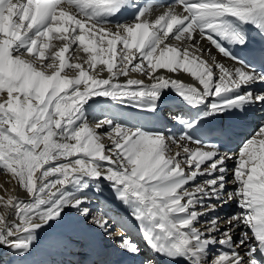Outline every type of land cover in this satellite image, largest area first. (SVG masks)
<instances>
[{
	"label": "snow or ice",
	"instance_id": "obj_1",
	"mask_svg": "<svg viewBox=\"0 0 264 264\" xmlns=\"http://www.w3.org/2000/svg\"><path fill=\"white\" fill-rule=\"evenodd\" d=\"M169 90L192 112L171 115L178 135L88 118L104 101L157 113ZM252 105L264 106V0H0V173L28 197L0 185V249L31 256L73 209L85 235L106 229L86 206L106 186L138 222L145 248L117 246L140 264H264V122L237 131ZM230 202L239 211L211 215Z\"/></svg>",
	"mask_w": 264,
	"mask_h": 264
},
{
	"label": "bare ground",
	"instance_id": "obj_2",
	"mask_svg": "<svg viewBox=\"0 0 264 264\" xmlns=\"http://www.w3.org/2000/svg\"><path fill=\"white\" fill-rule=\"evenodd\" d=\"M159 10L162 9H158V11ZM213 54L216 55L214 49ZM218 59L229 65L232 63L223 57L218 56ZM103 75L106 77L107 73L105 72ZM130 76L132 78L145 79L146 83L149 82L140 73H130ZM176 78L187 84L199 86L198 82L195 81L190 74L178 73ZM124 79V77H120V81ZM183 104L181 99L173 91L169 90L164 95L160 104V111L157 113H149L127 104L113 105L110 101H104L103 104L94 105L93 108L90 109L88 118L90 121L102 118L101 109H103V114L114 115L118 119L123 118L133 125L144 126L145 128L154 130L167 129L176 131L175 121L171 120V115L176 113L182 114ZM250 110H252V107ZM168 112H172V114L168 115ZM248 121H253V118H249ZM237 122L241 123V120H237ZM260 124L261 123H259V125ZM259 125H253L249 132L252 133ZM101 131H106V129H102ZM105 143H108V141L105 140ZM175 150L176 148L173 146V151ZM232 166L233 162L228 161V167L231 168ZM6 179L8 178L0 173V185L9 189L15 188V194L19 198L24 200L28 199L26 193L20 190L18 186L15 184H6ZM228 179H231L230 174ZM233 187L234 186L231 184L228 185L229 190ZM86 191L88 194L86 206L90 211L93 214L107 213L109 224L106 229H100L92 225V230L85 235L78 227L81 219L80 214L73 209L71 214L66 218L69 226L57 229L55 232L41 234L36 244V249L31 256L22 260L7 249H0V264H111L115 263L119 256L118 253L120 249L117 246V242L123 236H131L135 242L140 244L142 249L145 248L142 235L139 231L138 222L131 217L130 210L115 199L113 192L108 187L103 186V190L100 193L95 192L94 186L92 190ZM232 205V211H228L226 207ZM237 211H239V209L236 207V203L231 202L230 205L229 203L226 204L223 208H220L216 213H212L211 215L227 217ZM207 218L208 217H202L201 219ZM239 233L240 229H236L234 239L239 237ZM65 244H67V246H65ZM212 251L215 252L216 249H212ZM240 251L243 252L244 249L241 248ZM131 258L135 264H140L142 257L131 256ZM164 261L166 260L160 258V264H168L167 261Z\"/></svg>",
	"mask_w": 264,
	"mask_h": 264
},
{
	"label": "rangeland",
	"instance_id": "obj_3",
	"mask_svg": "<svg viewBox=\"0 0 264 264\" xmlns=\"http://www.w3.org/2000/svg\"><path fill=\"white\" fill-rule=\"evenodd\" d=\"M226 209L228 210V211H232V209H233V205L232 206H229V207H226ZM226 212V211H225Z\"/></svg>",
	"mask_w": 264,
	"mask_h": 264
}]
</instances>
